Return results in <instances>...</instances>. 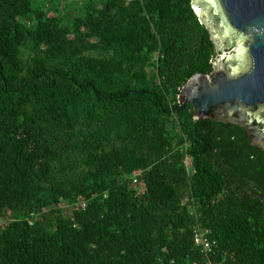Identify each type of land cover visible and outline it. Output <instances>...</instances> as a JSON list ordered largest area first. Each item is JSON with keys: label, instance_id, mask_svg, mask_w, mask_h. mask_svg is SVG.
<instances>
[{"label": "trees", "instance_id": "trees-1", "mask_svg": "<svg viewBox=\"0 0 264 264\" xmlns=\"http://www.w3.org/2000/svg\"><path fill=\"white\" fill-rule=\"evenodd\" d=\"M213 51L192 0H0V264H264V157L178 100Z\"/></svg>", "mask_w": 264, "mask_h": 264}, {"label": "water", "instance_id": "water-1", "mask_svg": "<svg viewBox=\"0 0 264 264\" xmlns=\"http://www.w3.org/2000/svg\"><path fill=\"white\" fill-rule=\"evenodd\" d=\"M214 39L211 71L198 70L179 93L194 119L241 125L264 157V0H192Z\"/></svg>", "mask_w": 264, "mask_h": 264}, {"label": "built area", "instance_id": "built-area-1", "mask_svg": "<svg viewBox=\"0 0 264 264\" xmlns=\"http://www.w3.org/2000/svg\"><path fill=\"white\" fill-rule=\"evenodd\" d=\"M196 243L198 245L203 246V249L206 251H210L212 248V245L215 244V242H211L206 237V233L203 230H199L196 232ZM215 264H224V263H215Z\"/></svg>", "mask_w": 264, "mask_h": 264}, {"label": "rangeland", "instance_id": "rangeland-1", "mask_svg": "<svg viewBox=\"0 0 264 264\" xmlns=\"http://www.w3.org/2000/svg\"><path fill=\"white\" fill-rule=\"evenodd\" d=\"M63 212H64L65 216H68L71 212V207H65Z\"/></svg>", "mask_w": 264, "mask_h": 264}]
</instances>
